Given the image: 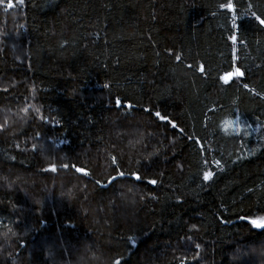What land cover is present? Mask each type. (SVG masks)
<instances>
[{
  "label": "trees",
  "instance_id": "trees-1",
  "mask_svg": "<svg viewBox=\"0 0 264 264\" xmlns=\"http://www.w3.org/2000/svg\"><path fill=\"white\" fill-rule=\"evenodd\" d=\"M227 2L0 3V264H264V0Z\"/></svg>",
  "mask_w": 264,
  "mask_h": 264
},
{
  "label": "snow or ice",
  "instance_id": "snow-or-ice-1",
  "mask_svg": "<svg viewBox=\"0 0 264 264\" xmlns=\"http://www.w3.org/2000/svg\"><path fill=\"white\" fill-rule=\"evenodd\" d=\"M0 3L6 4V8L5 10L7 11L8 9H11L13 7V0H0ZM16 3H23V0H16ZM220 8H226L228 10V12L232 13L235 11V7L234 4L232 3V0H228V2L226 4H220L219 5ZM245 15H250L255 21L256 23L260 26L261 29H264V15L258 13L257 11H255L253 9V5H249L248 7V11L244 13ZM238 15H232L231 17V32L229 34L228 39L232 42L233 45V52L236 51L235 45L237 44H243L245 43V41L241 38V36L239 35V29H238V25H237V20H238ZM182 59L181 55H176V60L180 61ZM233 59L235 60L236 57L234 56ZM199 70L201 71V73L203 74L205 69L204 67L201 65ZM244 75V73L241 71L240 67L238 66H233L231 71H226L224 74L220 75L219 79L220 81L225 84L228 85L233 78H238V77H242ZM103 87L105 89H109L111 87L110 84H105L103 85ZM244 87L246 89H248L249 91H252V89L249 88V86L247 84L244 85ZM117 106H121L122 102L117 99L116 101ZM128 107H131V105L129 104ZM33 110L37 113L36 118L37 119H43L45 121H47L49 119V117L47 116H41L39 115L40 113V109L39 108H35L33 106ZM20 111L24 112L27 111L26 108L21 109ZM146 112L151 111L150 109H145ZM159 121L165 122L167 125H169L172 129L176 130L179 133H183L185 130L183 128H180L179 125L168 115L162 113L161 111H155L154 113H152ZM54 119V117L52 118ZM59 123V122H57ZM7 125V121H5V125H0V128H4ZM224 131L227 132L228 130V122H224L223 125ZM195 143L197 145H201V141L200 140H196ZM202 150V149H201ZM154 155V153H150L149 154ZM112 163L115 165L117 163L116 158L112 157ZM205 163H207L205 161ZM214 165L216 167H220L221 162L219 160H215ZM56 165H50L49 166V170L51 171H56ZM60 167L63 168H67L69 167V165L67 164H63L60 165ZM72 167L75 168V171L77 173H82L84 176H88L89 173L82 167H76L75 165H73ZM125 175V173L123 171H120L119 169L116 170V176H109L108 177V182L109 183H113L118 177H123ZM131 175L136 179V180H140L142 179V177L139 175V173L137 172H133L131 173ZM213 178V172L209 171V170H205L203 172V180L204 181H210ZM149 184H153L155 185L157 183V181L155 179H150L147 181ZM97 184H101V181L99 179L96 180ZM131 191V190H129ZM155 197H153L154 199ZM141 199H143V197H141ZM241 220H247L248 224L251 225L252 228L254 229H262L264 230V216H260L257 218H250L247 216H241L240 217ZM5 227L7 228V225H5ZM195 227V225H193V228ZM2 235L5 237V240H7L10 237H14L17 235L16 232L12 231L10 228L8 229V231L2 233ZM197 248H199V245H196ZM111 264H121V261L118 259L112 260Z\"/></svg>",
  "mask_w": 264,
  "mask_h": 264
},
{
  "label": "water",
  "instance_id": "water-1",
  "mask_svg": "<svg viewBox=\"0 0 264 264\" xmlns=\"http://www.w3.org/2000/svg\"><path fill=\"white\" fill-rule=\"evenodd\" d=\"M128 105H129V104H126L127 107H128ZM74 170H75V168H74ZM81 174H82V173H81Z\"/></svg>",
  "mask_w": 264,
  "mask_h": 264
}]
</instances>
